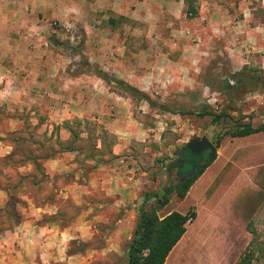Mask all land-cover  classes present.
<instances>
[{
    "label": "rangeland",
    "instance_id": "374dc122",
    "mask_svg": "<svg viewBox=\"0 0 264 264\" xmlns=\"http://www.w3.org/2000/svg\"><path fill=\"white\" fill-rule=\"evenodd\" d=\"M24 1L28 4V0ZM87 1L86 11L91 15L94 7L89 4L96 0ZM35 3H42L45 8L36 14L40 20H30V16L27 20L23 5L7 10L3 2L0 3V236L22 223L36 230L49 229L40 234L44 237L42 241H33V233L31 239L19 245L12 254L19 252L22 260L18 258L13 263L127 264V246L139 211L144 208L157 210L161 218L173 211L195 213L196 218L201 215L197 223L189 227V231L199 237L194 242L191 237L189 242L180 243L175 249L183 247L185 258L207 257V253L217 247L215 241L223 237L231 243L232 264L244 253L252 254L251 264H264L258 248L264 244V132L245 138L226 136L217 146L215 160L195 181L197 185L188 197L180 199L176 190L164 195L178 182L170 164L176 158L175 152L184 149L187 143L206 137L216 145L217 138L231 130L234 121L244 122L246 116H250L255 125L264 123V85L255 79L264 76V68L255 59L258 54L253 45L240 47L244 52L239 61L229 51L230 45L236 47L231 44L234 34L228 28V35L216 32L208 20H168L167 23L147 20V30H144L139 22L129 26L126 20L102 23L90 17L91 20H65L63 0H56L54 5L47 0H35ZM196 3L197 0H189L187 6V11L193 15ZM53 6L55 11L48 13ZM248 15L264 21L262 9L252 10ZM252 22L247 25L249 32L255 29ZM145 31L147 87L136 88L139 93H135L105 81L109 93L126 99L120 100L126 102L123 107L129 109L125 113L131 115L130 119L124 114L121 118L116 114L103 118L102 114L95 113L87 119L72 115L67 121L53 122L45 113L47 108L36 107L31 94L16 92L18 86L28 85L38 58L53 62L57 76L96 74L93 68L99 69L97 53L108 55L109 61L113 60L112 56L121 58L115 52L118 45L121 47L125 42L113 40L117 34ZM142 44L136 41L129 47L141 49ZM99 60L107 58L103 56ZM144 60L139 59L137 65L145 66ZM85 61L92 69L85 66ZM239 73L251 79L244 78L243 83L237 85ZM5 89L7 92H2ZM81 107L82 104L74 106L75 113H79ZM204 110L224 113L233 119L225 118L212 125L211 117L195 114ZM49 130H52L50 135ZM117 145L122 149L112 155ZM53 152H71L64 161L69 171L43 177L30 174L29 167L24 168L32 165V158H38L43 164V157ZM126 157H131L129 161L136 167L135 186L138 188L134 189L137 195L134 198L130 195L127 198L131 199L121 203L118 197L123 195H107L100 187H94L87 201L105 205L93 220L94 231L90 232L94 235L88 242L74 239L60 246L55 242L57 233L71 224L78 228L83 220L81 215L88 208L87 201L82 200L81 188L71 186V182H80L81 172L84 177L95 176L98 163ZM91 158L96 164L86 163ZM32 176H36L35 181L31 180ZM164 196H168L169 203L161 207ZM119 203L121 205H117ZM240 204L247 214V232L243 220L239 219ZM37 207L44 209L37 210ZM217 208L229 218L222 232L209 223V212ZM110 239L113 242L110 243ZM175 251L168 263L176 255ZM5 261L2 264H12L11 257Z\"/></svg>",
    "mask_w": 264,
    "mask_h": 264
},
{
    "label": "crops",
    "instance_id": "0c3cea01",
    "mask_svg": "<svg viewBox=\"0 0 264 264\" xmlns=\"http://www.w3.org/2000/svg\"><path fill=\"white\" fill-rule=\"evenodd\" d=\"M29 1L30 0H28L27 4V1L24 0H0V3L3 2L2 6L7 10H15L19 6L23 5L26 10L25 13L27 14V20L29 19V16L30 20H40L36 17V14L39 12L42 13L45 8H43L42 3L38 5V3H35V0H31L30 3ZM47 1H50L51 5L56 4V0ZM255 1L256 2L254 4L253 0H197L194 8L196 12L193 15L187 11L189 0H96L94 3L91 1L89 4L94 7L93 14L89 15L86 11V5L88 4L87 0H63V15L65 20H91L90 18H93L92 20L99 23H102L104 20H126L127 23L125 22V24L129 26H133L134 24H137L136 22H139L141 25L140 28H144V30H147V20H151L153 23V20H165L166 23L168 20H208L212 27L215 28L216 32L219 31V33L228 35V28L234 34L231 44L236 45V47L232 48L231 45L229 46V51L232 56H236L235 58H238L240 61L242 57L241 55L244 52L240 49V47L251 43V45H253L251 47H253L255 53L258 54V56L255 57L257 63L262 65V68H264V21L256 20L248 15L249 13H252V10L255 11L258 8L264 10V0ZM52 9L55 11V6H53V8L50 7V9L47 10L48 13ZM252 20L254 21L252 23L255 24V29L249 32L247 25L251 23ZM231 22L233 25H230ZM87 24L88 22L85 23L84 27H86ZM86 30L89 31L90 29L86 28ZM241 33L244 34L242 35ZM220 37L221 36H218V38ZM6 39H8L7 36ZM101 39L103 40V38ZM113 40H117L118 42L124 40L125 42V44L121 47L118 45V49H116L115 52L118 57L121 58L112 56L113 60L109 61L108 55H104V53H97L96 61H98V68L109 76L120 79L127 85L134 88L147 87V31L141 32V34L130 32L124 36L122 34H117ZM163 40L165 39L163 38ZM227 40H229V38H227ZM136 41L143 42L141 49H133L129 47V44L133 45ZM103 56L106 57L107 60H99V57ZM141 58L145 59V66L137 65L138 60H141ZM36 62L37 64L35 65V70L31 72L33 73V76L28 82V85L30 83V86H18V90L16 92L20 95L26 96L27 94H31L36 107L41 109L47 108L45 113L49 118V121L60 123L61 121H67L70 117H72V115H77L78 117L87 119L91 118L95 113L102 114L101 116H103V118L116 114L117 116L119 115L120 118L125 115L127 119H130L131 115L129 113H125L126 109H129L123 107V103L126 102H121L120 100L126 99L118 97L115 93H109V91L106 90V82L102 77L96 74L88 73H77L74 76L69 74L57 76L53 62H48L47 60H43V58H38ZM169 62L172 61L169 60ZM78 82L81 84L79 85ZM2 92H7V89ZM78 104H82V107L78 109L80 114L75 113L74 111V106H77ZM60 132L62 133L63 131ZM51 133L52 130H49V135ZM121 149V145L115 146L112 149V155L119 154ZM68 154H71V152H65L54 158L45 160L42 164V168L45 173L52 176L61 174L66 170L69 171V168L64 162L65 157L68 156ZM130 158L131 157H126V161L123 158L114 160L110 159V161L106 163H98L96 170L97 174L95 176L87 175L84 177V172H81L80 182L75 180L72 181V184L70 185L72 186L75 184L81 188L82 200L85 201H90L88 194L92 193V189L94 187H100L101 190L106 191L107 195H123L122 198H118L122 200L121 203H125L124 201L131 199L127 197L133 195L131 197L134 198V196L137 195V189H134V187L138 188L135 186L137 185V179H135L134 174L136 167L129 161ZM89 160L92 161L89 162ZM86 161V163L96 164V161L92 158ZM28 167L31 169L30 174L35 173L33 165H28L24 168ZM196 185L197 182H194L187 192L186 197H188L189 193H191L192 189H194ZM86 203V207L88 208L86 209L87 211H85L86 213L81 215L83 220L80 221L79 227H75L76 224H71L60 233H57V241L55 242H57L60 246H66L68 242L74 239H83L82 241L88 242L92 238V235H94V233L92 234L90 232L94 231L93 220L98 218L99 212L101 213V210L105 208V205L98 201H93V204L88 201ZM121 203L117 205H121ZM210 204L213 203L211 202ZM37 208V210L44 209L43 207ZM218 208H220V206H218ZM218 208L215 211L209 212V223L211 222L210 225H212L213 228L219 229L222 232V230H224V226H227L229 218H227L225 213ZM93 211L95 213L94 217H92ZM244 213L245 211H242V206L240 204L239 219L240 221L243 220L245 224L244 231L247 232V214ZM199 216L195 218V221L187 224L185 234L169 253L164 264H232L231 253L229 251L231 249V243L223 237L220 241H217L219 238L215 241L217 247L214 246L215 248L207 253V257L211 254L209 258L201 256V258L198 257L197 259L195 258L194 260H191L182 255L183 250L181 249L183 247L175 251L180 243L185 241L189 242L191 237L194 242L195 239L199 237V235L194 231H189V227L197 223ZM28 225L30 224L22 223L15 230L4 233L0 236V264L5 261V258L10 259V257L12 259V264H14L13 262L18 260L21 254L17 252V254L14 255L12 252L17 250L19 245L23 243L25 244L27 239H31L29 237L33 233V241L38 239L42 241L44 237L40 234H45L49 231V229L46 228H39L36 230ZM234 225L241 227L242 224L235 223ZM198 231H200V229H197V232ZM189 234V239L186 240V237ZM47 239L48 238L45 240ZM109 241L110 243L113 242L112 239ZM29 246H27V248H29ZM21 248L22 250L24 249L23 246H21ZM174 251L176 255L181 254L182 256L176 257L175 255L173 256L172 261L168 263L170 256ZM19 260L22 259L19 258ZM237 261L234 264H236Z\"/></svg>",
    "mask_w": 264,
    "mask_h": 264
},
{
    "label": "trees",
    "instance_id": "16d2710c",
    "mask_svg": "<svg viewBox=\"0 0 264 264\" xmlns=\"http://www.w3.org/2000/svg\"><path fill=\"white\" fill-rule=\"evenodd\" d=\"M84 64L86 67L92 69L88 62L85 61ZM93 71L105 81L117 83L130 91L139 93L136 88L127 85L124 82L118 81L116 78L109 76L100 69L93 68ZM238 76L239 79L236 80L237 85L242 84L244 78L251 79L248 75L241 73H239ZM255 79L264 85V76H257ZM195 114L199 117H211L212 125L219 124L222 120H225V118L233 119L227 114H217L212 110L199 111L195 112ZM244 119H246L244 122L234 121L232 129L222 133L217 138L216 147L219 146L226 136H230L232 138H243L264 132V123L255 125L250 116H246ZM56 154L59 155L60 152L48 154L43 157V160L45 161L47 159L54 158ZM8 159H10V157H8ZM37 159L38 158H32L31 164L33 165L37 175L39 174L45 177L46 173H43V165ZM209 165L210 163L205 164V166L194 177L189 178L186 182H177L173 187L167 189L164 195L176 190L179 198L184 199L193 183L203 174L204 170ZM35 179L36 176L31 177V180L35 181ZM17 202H19V200H17ZM168 203V196H164V199L160 203L161 207L166 206ZM195 218V213L188 212L186 214H181L175 211L161 218L157 214V210L153 209L152 211H147L144 208H141L139 211L138 222L127 246V264H164L169 253L185 234L187 224L194 221ZM18 223L19 222H17L16 225ZM258 248L261 250V254L264 258V244H260ZM253 259L252 254L244 253L240 256L236 264H251Z\"/></svg>",
    "mask_w": 264,
    "mask_h": 264
},
{
    "label": "flooded vegetation",
    "instance_id": "af4514ba",
    "mask_svg": "<svg viewBox=\"0 0 264 264\" xmlns=\"http://www.w3.org/2000/svg\"><path fill=\"white\" fill-rule=\"evenodd\" d=\"M209 151L195 155L185 149L175 152L176 158L171 162L170 168L175 173L178 183H184L194 177L203 167L201 163L206 162Z\"/></svg>",
    "mask_w": 264,
    "mask_h": 264
},
{
    "label": "water",
    "instance_id": "95a60500",
    "mask_svg": "<svg viewBox=\"0 0 264 264\" xmlns=\"http://www.w3.org/2000/svg\"><path fill=\"white\" fill-rule=\"evenodd\" d=\"M185 151H189L195 155H199L204 151H209L206 162L201 163L200 167L215 160L217 155V147L208 138L203 137L190 141L185 145Z\"/></svg>",
    "mask_w": 264,
    "mask_h": 264
}]
</instances>
